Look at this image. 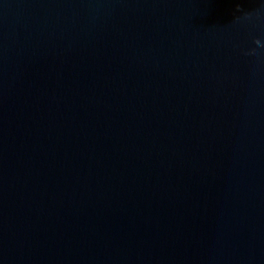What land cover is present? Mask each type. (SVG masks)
I'll return each instance as SVG.
<instances>
[{"label": "water", "instance_id": "95a60500", "mask_svg": "<svg viewBox=\"0 0 264 264\" xmlns=\"http://www.w3.org/2000/svg\"><path fill=\"white\" fill-rule=\"evenodd\" d=\"M0 264H264V0H0Z\"/></svg>", "mask_w": 264, "mask_h": 264}, {"label": "clouds", "instance_id": "9594fccd", "mask_svg": "<svg viewBox=\"0 0 264 264\" xmlns=\"http://www.w3.org/2000/svg\"><path fill=\"white\" fill-rule=\"evenodd\" d=\"M251 55L255 56V55H256V53H255V52H252V53H251Z\"/></svg>", "mask_w": 264, "mask_h": 264}]
</instances>
